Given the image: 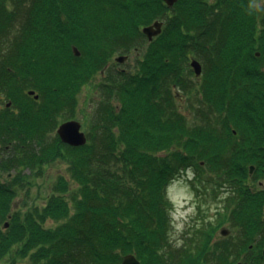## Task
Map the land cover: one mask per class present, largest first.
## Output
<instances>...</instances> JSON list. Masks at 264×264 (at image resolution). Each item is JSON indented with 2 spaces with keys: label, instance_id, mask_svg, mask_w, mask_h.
<instances>
[{
  "label": "trees",
  "instance_id": "obj_1",
  "mask_svg": "<svg viewBox=\"0 0 264 264\" xmlns=\"http://www.w3.org/2000/svg\"><path fill=\"white\" fill-rule=\"evenodd\" d=\"M248 5L0 0V94L11 103L0 110V174L17 172L0 179V261L122 264L133 253L143 264H264V239L253 244L264 235V193L248 195L244 186L251 165L264 177V15L249 14ZM156 20L163 31L150 41L142 29ZM144 45L137 69L105 85L85 145L53 134L116 52ZM193 57L203 64L205 85L192 78ZM196 88L192 121L176 103ZM59 158L70 177L59 176L44 204L17 208L26 170L40 174ZM210 166L216 171L207 177ZM189 168L207 188L238 186L240 241L210 250L211 232L202 228L197 252L172 247L173 203L165 192Z\"/></svg>",
  "mask_w": 264,
  "mask_h": 264
},
{
  "label": "rangeland",
  "instance_id": "obj_2",
  "mask_svg": "<svg viewBox=\"0 0 264 264\" xmlns=\"http://www.w3.org/2000/svg\"><path fill=\"white\" fill-rule=\"evenodd\" d=\"M214 1L215 0H211L212 3ZM260 7L264 9V0H261ZM259 13L261 16L264 15V11H259ZM146 48L147 46L144 45L138 50H131L129 53L116 52L114 57L108 63L106 69L94 74L91 79L82 86L78 96L77 109L74 116L70 119L79 120L82 123V130L85 131L87 136L91 126L90 123L95 119L100 104L106 99L104 92V87L106 88L105 85L109 82L114 85L115 82H113L112 79H118L117 77H119L120 72L135 71L137 69L138 59L142 56ZM120 55H128V59L124 63L116 61V57ZM192 78L199 83L200 78L198 79L196 75ZM197 88L193 89L191 92L183 94H181L182 92L180 91L181 93H179L181 95L178 96L176 103L180 110L192 121H195L196 117L194 116V108L197 105L196 98L199 95ZM7 102H9V100L6 97L4 98L2 105L5 106ZM112 104L117 108H120L121 106L119 100L115 98H113ZM70 119H61V122L58 123L53 134H57L59 126ZM68 167V162L59 158L58 160L47 164L44 167L43 172L40 174L39 171L37 174H34V172H31L29 169L26 170V173L30 174L29 182L25 183L23 187L20 186L19 196L15 199V206L22 210H26L34 205L44 204L52 187L57 183L59 176L64 175L65 177H70ZM212 169L215 170L214 167L211 166L209 169H207V167L205 168L207 177L211 176V171L209 172V170ZM215 171L214 173L212 172L214 175ZM221 172L223 171L221 170ZM249 174L250 180L257 176L254 180L255 184L259 179L264 180V177L260 176V172L258 171L257 173L256 168L253 172L250 170ZM15 175H17V172L14 170L10 173L2 172V174H0V179L3 182H8L9 180L11 181ZM196 177L195 170L190 168L178 174L175 177V180H169L167 184L165 195L167 199L173 203V228L170 234L172 247L186 249L184 248L185 246L188 248L187 250L189 252L191 248H195V251L197 252L198 244L195 240L198 242L202 241L203 238L197 236V232L202 228H208L211 232V237L205 239V241L209 240L210 250L216 249V247H219L218 249H220V246L223 244H234L236 241H240L241 236L243 238L244 229L239 225L237 221L238 219L236 220L234 217H229L227 220L226 216L221 217L220 211L222 209L223 199L218 197V191L212 190L214 189L213 186L210 185L211 189L209 190L204 183H195ZM71 186L74 188L75 184L71 183ZM230 221L234 222L231 223ZM54 225L55 223L53 220H49L47 223V226ZM224 229L228 231L227 235L222 234V230ZM247 251L248 250L243 249L242 258L246 255ZM28 261L29 259L19 260L16 264H27ZM208 261L205 260L204 264L214 263H211L210 260ZM11 262V257L7 256L0 261V264H12ZM235 262H240V260L238 259Z\"/></svg>",
  "mask_w": 264,
  "mask_h": 264
},
{
  "label": "water",
  "instance_id": "obj_3",
  "mask_svg": "<svg viewBox=\"0 0 264 264\" xmlns=\"http://www.w3.org/2000/svg\"><path fill=\"white\" fill-rule=\"evenodd\" d=\"M165 3L172 7L178 0H164ZM164 22L161 20H156L152 24L143 27V33L152 41L156 36L160 35L163 31ZM74 51L77 56H80V51L77 47H74ZM128 59V55H120L116 57V61L124 63ZM191 66L197 76H200L203 72L202 63L193 58L191 60ZM29 94L34 95L35 91L30 90ZM38 98V95H35ZM58 134L63 142L68 143L73 146L85 145L88 142V137L85 131L82 130V123L79 120L71 119L63 122L58 128ZM255 166H251V172L254 171ZM9 224L7 223L6 226ZM222 233L227 235L228 231L226 229L222 230ZM122 264H143L141 260L136 256V254L130 253L124 256ZM241 264V263H239Z\"/></svg>",
  "mask_w": 264,
  "mask_h": 264
},
{
  "label": "flooded vegetation",
  "instance_id": "obj_4",
  "mask_svg": "<svg viewBox=\"0 0 264 264\" xmlns=\"http://www.w3.org/2000/svg\"><path fill=\"white\" fill-rule=\"evenodd\" d=\"M204 72V71H203ZM203 75V73H202ZM201 76L198 77V79L200 78L199 83L202 85H205L206 82L204 81V78ZM4 100V97H1L0 94V110L4 109L5 106L6 107H11V104L6 103L5 106L2 105ZM257 178V176H255V178H249V182L245 183L244 186L248 189V195L251 194H255L256 192H263L264 193V180H258L257 183H254V180ZM215 191H218V197L222 198V209L220 211V216L221 217H227V220L229 219V217H234L236 220L240 218L241 214L239 215V209L237 207H239V199H240V195L238 192V186L232 183H216V185L214 184L213 186ZM209 190L211 189L210 187L208 188ZM223 190V192H222ZM222 193V195H221ZM261 217L262 220L264 221V207L262 208L261 211ZM235 220V221H236ZM231 223H233L234 221H230ZM264 239V235H261L259 237L258 240H255V242L253 243L254 245H259L260 243H262V240ZM239 241V240H238ZM253 244L251 245L253 247Z\"/></svg>",
  "mask_w": 264,
  "mask_h": 264
},
{
  "label": "clouds",
  "instance_id": "obj_5",
  "mask_svg": "<svg viewBox=\"0 0 264 264\" xmlns=\"http://www.w3.org/2000/svg\"><path fill=\"white\" fill-rule=\"evenodd\" d=\"M260 2L261 0H249V14H251L253 11L255 12H259V11H264V9H262L260 7Z\"/></svg>",
  "mask_w": 264,
  "mask_h": 264
}]
</instances>
